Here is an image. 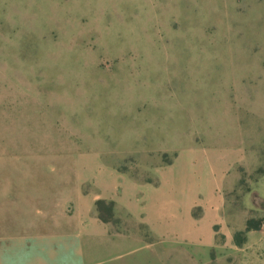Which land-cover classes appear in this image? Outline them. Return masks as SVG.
<instances>
[{
    "label": "rangeland",
    "instance_id": "rangeland-1",
    "mask_svg": "<svg viewBox=\"0 0 264 264\" xmlns=\"http://www.w3.org/2000/svg\"><path fill=\"white\" fill-rule=\"evenodd\" d=\"M40 148L42 170L93 179L99 165L174 179L192 162L201 193L242 149L225 214L264 230V0H0V170ZM148 244L123 264H264L263 241L241 259Z\"/></svg>",
    "mask_w": 264,
    "mask_h": 264
},
{
    "label": "crops",
    "instance_id": "crops-1",
    "mask_svg": "<svg viewBox=\"0 0 264 264\" xmlns=\"http://www.w3.org/2000/svg\"><path fill=\"white\" fill-rule=\"evenodd\" d=\"M40 149L29 169L0 170V264H123L129 254L150 248L152 239L165 258L170 243L241 259L264 242V230H251L243 246L236 245L235 234L246 230L248 217L237 226L225 214L226 192L239 181L234 169L246 160L242 149L238 161L203 193L192 162L174 179L121 177L102 173L100 165L93 179L54 167L42 170L45 149ZM174 156L163 163L176 165L180 156ZM3 157L0 153L1 167ZM248 195L254 207L258 194ZM100 200L113 203L123 231L100 219Z\"/></svg>",
    "mask_w": 264,
    "mask_h": 264
},
{
    "label": "trees",
    "instance_id": "trees-1",
    "mask_svg": "<svg viewBox=\"0 0 264 264\" xmlns=\"http://www.w3.org/2000/svg\"><path fill=\"white\" fill-rule=\"evenodd\" d=\"M107 206H109L108 208V217L104 216L102 213H103V210L105 208H107ZM96 207H97V210L99 212V216H100V219L105 222V223H109V222H112L113 218H114V215H113V204H109L107 205V203H105V201H97L96 203ZM263 219H260L258 221V224H255V221H253V219H248L247 220V224H246V230L244 232H238L235 234V244L236 245H241L243 243V239H241V237L244 236V234H246L247 232L251 231V230H260V226H261V223H262Z\"/></svg>",
    "mask_w": 264,
    "mask_h": 264
},
{
    "label": "built area",
    "instance_id": "built-area-1",
    "mask_svg": "<svg viewBox=\"0 0 264 264\" xmlns=\"http://www.w3.org/2000/svg\"><path fill=\"white\" fill-rule=\"evenodd\" d=\"M263 225H264V222H263Z\"/></svg>",
    "mask_w": 264,
    "mask_h": 264
}]
</instances>
